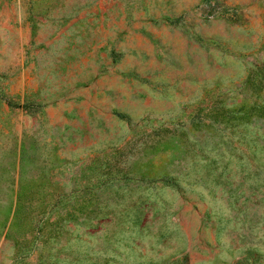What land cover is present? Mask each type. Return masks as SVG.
Returning a JSON list of instances; mask_svg holds the SVG:
<instances>
[{"label":"rangeland","instance_id":"374dc122","mask_svg":"<svg viewBox=\"0 0 264 264\" xmlns=\"http://www.w3.org/2000/svg\"><path fill=\"white\" fill-rule=\"evenodd\" d=\"M236 263L264 264V0H0V264Z\"/></svg>","mask_w":264,"mask_h":264},{"label":"trees","instance_id":"16d2710c","mask_svg":"<svg viewBox=\"0 0 264 264\" xmlns=\"http://www.w3.org/2000/svg\"><path fill=\"white\" fill-rule=\"evenodd\" d=\"M178 20H179V18H176L175 20H172V21L176 22V21H178ZM7 104H8L9 106H14V104H13L10 100H7ZM115 114H116L117 116L121 117V118H125V117H126L125 115H123V114H121V113H117V112H115ZM169 181H171V180H169ZM236 264H237V263H236Z\"/></svg>","mask_w":264,"mask_h":264}]
</instances>
